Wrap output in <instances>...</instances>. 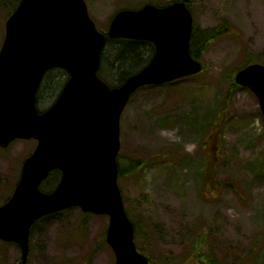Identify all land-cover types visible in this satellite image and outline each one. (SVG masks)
<instances>
[{"label": "rangeland", "instance_id": "obj_1", "mask_svg": "<svg viewBox=\"0 0 264 264\" xmlns=\"http://www.w3.org/2000/svg\"><path fill=\"white\" fill-rule=\"evenodd\" d=\"M86 2L99 30H107L116 11L149 0ZM7 7L0 4V50ZM191 10L195 30L228 21L232 33L203 53L200 75L132 97L121 121L120 162L128 171L119 185L141 230L155 226L152 241L137 242L151 264H199L189 240L200 235L207 237L206 256L219 264H264V130L254 124L258 116L264 124V117L257 97L232 89L230 81L237 68L264 53V0H191ZM57 94L43 88L40 109ZM35 147L16 141L0 149V197L12 193ZM108 222L79 208L38 221L28 264H115L105 242ZM21 258L18 245L0 243V264Z\"/></svg>", "mask_w": 264, "mask_h": 264}, {"label": "water", "instance_id": "obj_2", "mask_svg": "<svg viewBox=\"0 0 264 264\" xmlns=\"http://www.w3.org/2000/svg\"><path fill=\"white\" fill-rule=\"evenodd\" d=\"M185 2L159 8L123 10L107 33L91 19L85 0H21L6 23L0 51V148L35 140L10 199L0 206V241L15 243L27 264L32 226L71 208L107 215L106 241L116 264H149L135 243V228L118 185L121 117L134 93L200 73L191 53L194 18ZM149 41L150 63L119 87L99 77L108 40ZM59 68L69 80L45 112L37 93L47 71ZM258 97L264 115V66L236 76ZM55 170L61 181L52 193L41 190Z\"/></svg>", "mask_w": 264, "mask_h": 264}, {"label": "trees", "instance_id": "obj_3", "mask_svg": "<svg viewBox=\"0 0 264 264\" xmlns=\"http://www.w3.org/2000/svg\"><path fill=\"white\" fill-rule=\"evenodd\" d=\"M8 1L9 5L8 6ZM172 1H181V0H172ZM171 1V2H172ZM20 0H1L0 4L4 7L8 8L9 14L16 8L19 4ZM153 3V2H151ZM170 3V2H169ZM232 26L228 21H224V23L216 28L198 31L196 30L193 34L192 38V54L196 59L201 60L203 53L210 47V45L230 33L232 30ZM232 33V32H231ZM154 53V46L149 42H141L135 40H115L109 41L106 49L104 50L102 57V66L99 72V75L109 82L112 85H120L122 84L128 77L139 72L143 69L150 61ZM259 62L264 64V53L262 55H258L254 59H250L247 64L253 62ZM239 69V68H238ZM57 72L59 75H57ZM57 75V76H56ZM67 76L64 71L56 70L50 72L44 81V86L48 87V90L51 92H59L64 85V80H59L58 77ZM232 79V75L230 77ZM231 88L236 89L237 85L234 84L233 79L231 80ZM174 84V83H173ZM170 84V85H173ZM227 113L225 112L224 115ZM221 126V125H220ZM210 127V125H209ZM211 128V127H210ZM215 139V135L211 137ZM210 139V137H209ZM212 165V163H210ZM211 168V166L209 167ZM127 169L120 168V175L123 177ZM60 172L56 171L50 174L48 180L44 183L43 189L46 191H52L57 186L60 180ZM210 179V176H207V180ZM8 197L2 198L0 197V204L6 201ZM136 227V236L140 239V242L144 240L152 241L154 238V228L155 226H151V231L143 232L138 223L135 224ZM191 250L190 252L195 255L199 264H219L214 257L208 258L204 252V247L208 246L207 237L206 236H196L189 240ZM141 248L142 245H141ZM194 264V263H193Z\"/></svg>", "mask_w": 264, "mask_h": 264}, {"label": "clouds", "instance_id": "obj_4", "mask_svg": "<svg viewBox=\"0 0 264 264\" xmlns=\"http://www.w3.org/2000/svg\"><path fill=\"white\" fill-rule=\"evenodd\" d=\"M254 124L258 130H264V124H262L261 117H256L254 120Z\"/></svg>", "mask_w": 264, "mask_h": 264}]
</instances>
